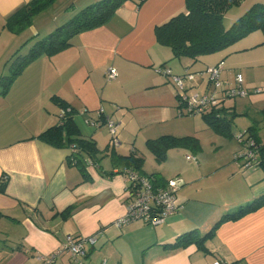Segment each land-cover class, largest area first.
I'll use <instances>...</instances> for the list:
<instances>
[{"label":"crops","instance_id":"obj_1","mask_svg":"<svg viewBox=\"0 0 264 264\" xmlns=\"http://www.w3.org/2000/svg\"><path fill=\"white\" fill-rule=\"evenodd\" d=\"M28 1L0 0V35L11 33L3 27L5 18ZM245 1L249 0L240 5ZM185 10V0H126L105 23L77 33L62 51L31 62L0 94V177L7 178L5 192H0V264H46L38 256L51 255L65 245L68 235H95L94 244L85 245L84 264L99 260V264H210L215 259L264 264V206L222 222L205 242L206 251L195 244L165 246L188 230L205 233L223 214L264 194V175H175L181 179L178 212L155 226L139 219L116 226L115 220L126 212L123 175H102L91 165L86 179L67 162V148L51 147L36 138L58 122L62 108L54 97H59L75 109L80 136L93 139L98 149L108 139L104 124L96 127L85 120L98 119L99 108L110 119L108 114L117 115L116 151L128 154L135 148L145 162L135 144L139 134L145 143L178 133L167 130V123L178 115L175 92L157 68L165 64L180 74L199 59L172 58L170 49L154 35L156 25ZM76 12L72 5L66 17ZM5 38L10 51L13 39ZM32 42L22 49L27 51ZM240 46L226 53L240 56L237 53L247 47ZM220 60L224 80L241 73L245 63L233 60L227 68L223 56L214 55L204 69ZM109 68L115 69V79H107ZM112 167L102 169L115 172ZM143 170L171 178L162 167ZM54 264H73L70 252L57 254Z\"/></svg>","mask_w":264,"mask_h":264},{"label":"trees","instance_id":"obj_2","mask_svg":"<svg viewBox=\"0 0 264 264\" xmlns=\"http://www.w3.org/2000/svg\"><path fill=\"white\" fill-rule=\"evenodd\" d=\"M53 1L54 0H29L5 18L3 27L12 33L21 32L31 25L36 14L52 4ZM125 1L126 0H97L92 2L81 8L53 31L39 39L32 38L34 39L32 44L24 54H21L20 51L24 48L22 46L27 45L32 39L23 44L21 48L13 52L10 58L6 60L9 74L0 76V94H4L10 88L16 77L31 62L42 55L52 56L62 51L70 45V39L77 33L97 27L108 21ZM239 1L240 0H185V11L177 13L167 21L154 27L156 41L160 45L170 49L172 58L185 57L195 60L201 55L228 48L254 30H261V32L264 33V3L252 4L233 21L229 28H224L223 20L225 18V13L228 9L237 5ZM262 44H264V42H262ZM220 61L222 62V60ZM161 67L168 66L162 64ZM183 73L174 74L182 75ZM176 95L177 94L174 93L178 115H195L193 112L180 109L177 105ZM58 98L59 97H54V99L59 102V106L68 109L69 112L66 114L63 121H58L55 125L41 131L36 136L37 139L51 147L67 148L69 150L66 157L67 162L77 167L86 179L90 178L87 168L92 165L96 167L102 175L108 176L114 173L122 174L125 170H129L135 172L138 176L149 179L154 189L165 187L168 179L166 180L163 178L159 172H144V157L138 153L135 148L128 154H119L115 148L109 146L108 142L107 147L103 151H100L93 139L80 136L78 126L73 119L75 109L69 106L64 99L60 100ZM226 109L227 108L222 105L213 108L208 113L200 115L208 126L225 135L230 131V120L226 115ZM261 114L264 115V109L261 110ZM99 118L96 119L98 123L96 127L100 124L106 125V117L103 116V112ZM99 121L101 123H99ZM252 129L253 128L250 127L247 130L249 132L247 138L248 140L252 139L254 143L257 144V147H255V168L258 166L264 168V143L259 140L258 136L253 135ZM238 140L244 147L247 140L244 138H239ZM145 145L153 154L154 158L161 162L165 160L167 151L172 147H182L196 151L198 148V139L192 135L175 136L163 134L156 138L147 139ZM99 152L110 157L112 165L116 167L115 172H104L100 165L102 155H99ZM6 184L7 178L2 175L0 177L1 193L5 192ZM262 206H264V194L256 197L246 205H241L223 214L205 233H200L197 229L188 230L177 235L172 242L167 243L165 246H169L172 249H179L190 244H195L198 249L206 251L205 242L214 235L216 229L222 222L235 219L246 212L254 211ZM72 237L75 240L81 238L80 235H72Z\"/></svg>","mask_w":264,"mask_h":264},{"label":"rangeland","instance_id":"obj_3","mask_svg":"<svg viewBox=\"0 0 264 264\" xmlns=\"http://www.w3.org/2000/svg\"><path fill=\"white\" fill-rule=\"evenodd\" d=\"M241 1H239L238 5L227 10L223 20L225 29L229 28L233 21L253 4L249 0L240 5ZM89 2L90 0H54L52 4L34 16L31 25L26 29L15 34H12V32L8 33L7 31L4 34L2 33L0 35V76L9 74L8 66L4 67V65L13 52L21 48L23 44L32 38L39 39L48 34L70 18L74 13L66 17V12L69 11L72 5L79 11L84 6L90 4ZM61 7H63L62 11ZM249 34V36H245L246 38L242 37L233 46L231 45L224 50L201 55L198 60L194 61L191 66L192 68L189 69L191 72L203 70L205 64L209 63L208 59H213L214 55H217L218 59L223 56L227 68L229 67L228 64L232 63L233 60L234 62L238 60L245 62L240 69L244 78L243 88L247 94L230 97L224 103V106L227 108L226 115L230 120V131L228 134H221L208 126L200 114L176 115L175 113L176 118L167 123V130L174 128L178 132L173 134L175 136L193 135L198 139L197 150L172 147L166 153L165 160L159 162L147 149L144 140L140 139L141 134H139L135 144L139 151L145 154L143 166L145 170L152 172L162 167L171 176L169 179H178L179 181L181 180L178 177L179 175H264V168L260 166L251 169L244 168V163L247 160V155L244 154L247 153V148H243L237 139L241 133H243L244 139L247 138L249 136L247 130L252 127L253 135L258 136L259 140L264 143V115L261 114V110L264 109V44H262L264 42V33L261 30H254ZM6 35L9 37V40L10 37L13 39L10 51H6L8 49L6 46L9 43L5 38ZM242 43H245L247 47L237 53L240 56H236L235 53H226V51L235 46L241 47ZM25 52L26 50L23 49L20 51L21 54ZM173 63L178 62L174 60ZM183 64H180L181 68H183ZM247 65L248 67L245 68ZM169 69L171 70V68ZM171 72L175 73L172 70ZM233 77L232 74L231 78L227 79L228 82L233 83ZM108 115L113 121L117 122V115ZM127 119L128 116L124 118V121ZM104 129L107 132L108 139L105 143L99 144L100 151L104 150L103 148L109 140V132L105 124L103 125ZM187 154L195 156L197 163L187 160ZM99 155H102L101 165L103 168L105 170L112 169L110 157L100 152ZM99 261L96 264H99Z\"/></svg>","mask_w":264,"mask_h":264},{"label":"built area","instance_id":"obj_4","mask_svg":"<svg viewBox=\"0 0 264 264\" xmlns=\"http://www.w3.org/2000/svg\"><path fill=\"white\" fill-rule=\"evenodd\" d=\"M223 62L208 66L203 70L191 72L185 71L182 75H176L168 67H159L157 71L166 76L174 86L177 105L183 111L193 112L194 114H203L210 112L213 108L224 105L225 101L236 95L247 94L243 88V77L241 73H235L233 83L224 80L221 77ZM107 79L112 80L116 77L114 68L107 71ZM102 108L96 110V116H101ZM68 109L62 108L58 114V121H63ZM82 113H87V109H82ZM86 123L96 126V118L88 117ZM106 126L109 131V146L117 149L120 145L118 138V123L106 117ZM243 138L241 133L237 139ZM244 147L247 148V160L244 163L245 169L255 167L256 162L255 147L257 144L252 139L245 138ZM239 141V140H238ZM243 147V146H242ZM243 147V148H244ZM186 159L197 162L196 157L187 154ZM125 179V190L127 193L125 200L126 212L124 216L115 220L116 226H121L131 220L139 219L149 225H159L178 212L181 208L177 198V191L180 187L178 179H168L165 187L153 188L149 179L138 176L135 172L125 170L122 173ZM95 235L81 236L75 240L72 235L66 237L65 245L58 248L51 255L44 257L38 256L46 264H54V258L60 252L67 250L71 254L73 264H84L85 245L94 244ZM210 264H226L224 261L215 259Z\"/></svg>","mask_w":264,"mask_h":264}]
</instances>
